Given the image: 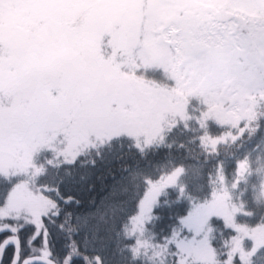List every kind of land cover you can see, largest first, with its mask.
I'll list each match as a JSON object with an SVG mask.
<instances>
[{"label":"snow or ice","instance_id":"6c2138e0","mask_svg":"<svg viewBox=\"0 0 264 264\" xmlns=\"http://www.w3.org/2000/svg\"><path fill=\"white\" fill-rule=\"evenodd\" d=\"M255 88L264 89V0H0V152L193 98L224 112ZM14 211L0 212V264H49L51 229ZM213 219L206 203L185 202L165 264H264V221L249 230L226 217L229 247L209 235Z\"/></svg>","mask_w":264,"mask_h":264},{"label":"trees","instance_id":"16d2710c","mask_svg":"<svg viewBox=\"0 0 264 264\" xmlns=\"http://www.w3.org/2000/svg\"><path fill=\"white\" fill-rule=\"evenodd\" d=\"M252 103L258 111L253 106L235 124L210 121L202 130L194 120L178 122L160 142L124 134L92 139L66 161L48 159L49 151L38 155L42 171L35 181L53 203L40 227L46 223L51 229V258L56 264H165L172 217L185 202L206 203L221 189L229 190L240 207L234 225L251 230L264 221V104ZM201 109L206 108L195 98L188 102L190 114ZM175 170H180L179 183L164 189L145 231L134 235L130 222L151 184ZM21 179L18 173L0 172V192L9 195ZM210 214L215 219L209 235L225 239L230 247L231 225Z\"/></svg>","mask_w":264,"mask_h":264},{"label":"rangeland","instance_id":"374dc122","mask_svg":"<svg viewBox=\"0 0 264 264\" xmlns=\"http://www.w3.org/2000/svg\"><path fill=\"white\" fill-rule=\"evenodd\" d=\"M260 101L264 104V89L255 88L246 93L245 102L224 112L209 111L206 108L192 115L188 111L187 102L180 108L149 113L131 124L101 122L99 125L101 130L94 134H69L67 136L49 137L37 141L29 148L27 153H20L6 146L0 152V172L18 173L22 176V179L12 188L7 203L0 208V212L14 209L13 215H19L25 221H35L37 227H41V221L38 217L43 216L53 208L52 201L44 195L43 189L38 187L35 181L42 171V167L38 163V155L43 152L49 151V153H46L48 159L54 156L58 161H66L75 158L90 144L92 139L106 141L124 134L137 136L145 142H160L165 133L178 122L186 124L188 121L194 120L201 126L202 130L208 128L210 121L221 124H235L239 120L248 117L253 106H256L252 102L258 103ZM255 111H258V106H256ZM179 175L180 170H175L151 184L138 214L130 222V232L134 231V235H136V230L139 234L145 231V223L151 218L150 212L158 197L167 186L179 183ZM231 195L229 190L221 189L206 204L209 213L213 212L224 218L227 217L230 219L231 224H235V215L240 207L232 202Z\"/></svg>","mask_w":264,"mask_h":264},{"label":"water","instance_id":"95a60500","mask_svg":"<svg viewBox=\"0 0 264 264\" xmlns=\"http://www.w3.org/2000/svg\"><path fill=\"white\" fill-rule=\"evenodd\" d=\"M41 264H43V262H41ZM49 264H56V262H55L53 259H51V260L49 261Z\"/></svg>","mask_w":264,"mask_h":264}]
</instances>
